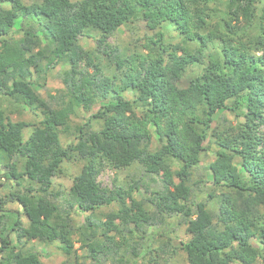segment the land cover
<instances>
[{
    "label": "trees",
    "instance_id": "trees-1",
    "mask_svg": "<svg viewBox=\"0 0 264 264\" xmlns=\"http://www.w3.org/2000/svg\"><path fill=\"white\" fill-rule=\"evenodd\" d=\"M139 22L151 33L142 45L126 54L109 44L116 29ZM165 27L180 41L170 42ZM88 32L97 35L94 49L81 44ZM59 65L67 68L65 90L60 100H46L33 88L35 77L46 79ZM200 65L187 87L176 84ZM0 97L41 117L14 121L0 108L4 180L30 182L14 195L28 226L0 198V225L11 220L0 264H43L27 248L32 241L58 244L74 264L101 256L137 264L154 251L182 253L186 264H264V0H0ZM79 110L92 116L76 127L77 143L62 148L60 133L73 134ZM225 110L243 120L219 122ZM155 136L161 146L153 151ZM211 141L219 149L207 166L213 210L193 200L194 172ZM74 157L84 166L58 205L51 197L62 192L52 194V178ZM134 165L160 177L162 189L150 192L140 181L108 189L98 181L106 167ZM113 205L104 226L94 220ZM79 212L90 213L83 226L74 223ZM179 221L185 240L172 231Z\"/></svg>",
    "mask_w": 264,
    "mask_h": 264
},
{
    "label": "rangeland",
    "instance_id": "rangeland-1",
    "mask_svg": "<svg viewBox=\"0 0 264 264\" xmlns=\"http://www.w3.org/2000/svg\"><path fill=\"white\" fill-rule=\"evenodd\" d=\"M73 2H77L79 0H71ZM22 21H18V25L21 26ZM163 30L168 32L169 41L176 43L180 41V37L173 31L172 27H165ZM151 34L146 25L143 22H139L135 26H121L113 32L109 39V44L113 48H117L122 53L129 54L134 49L135 46H140L144 43V38ZM97 35L92 32H88L87 36L81 38V44L86 49H94L97 47ZM214 54L215 48L210 47L208 50V54ZM108 58H105L104 64H107ZM66 67L63 65L57 66L54 70L48 73L46 79L41 78L38 80L37 76L35 77L36 81L33 84L34 90L44 99L50 100V96H56L59 100V94L65 90V84L63 82L64 72L66 71ZM202 66H193L191 67L186 74L180 77L177 80L176 84L180 88L187 87L193 80H195L201 73ZM0 108L4 110L14 121H24L29 124H38L41 120L39 115H36L31 110H29L26 106H20L16 104L11 99H6L0 97ZM92 113L79 110L77 115L72 119V135H68L66 133H60L59 144L62 148H67L75 143H77V132H75L76 127H82L86 125L91 118ZM227 120L229 123L236 124L239 120H243L239 118L235 113L230 111H223L220 113L219 122H223ZM96 128L98 126L96 125ZM32 127L27 128L25 131V139H27L32 131ZM161 146L158 138L155 136L153 139L152 150L156 151ZM209 151L203 157L202 163L200 167L195 169V175L193 178V188H194V201H204L208 204L210 209H214L213 202L208 201V195L214 190L210 180V172L207 171V166L210 162L216 159L217 153L219 151L218 147L211 141L208 145ZM239 162V159H236ZM19 168L22 170V164L19 163ZM84 166V161L80 160L78 157H74L71 160H65L63 164H61L60 171L56 173L52 180L54 183L52 194L62 192L61 197L57 198L51 197L53 201L61 205L63 204L64 199L68 197L69 191L73 185V179L80 173L82 167ZM174 167V169H176ZM7 170L4 167V161L0 160V198H2L3 209L6 211H13L21 214V219L25 226H28V220L24 215V211L22 206L18 201H16L15 193L18 191H24L25 187H28L30 182L25 181V183L21 186H17L14 181L4 180V176ZM99 183L104 188L112 189L115 185L123 186L125 188H129L131 185H134L135 182H142L144 185L146 184L150 192L159 191L162 189V182L160 177L156 176H148L145 174L144 170L138 166L134 165L127 169L115 170L110 167L104 168L102 173L98 177ZM38 184L33 183V186L37 188ZM144 189L146 186H143L142 191H138L137 197H142L144 195ZM149 192V193H150ZM117 211V206H109L102 207L97 210L94 214V220L99 221L104 224L106 223V216L111 213ZM1 215V214H0ZM90 213L79 212L74 215V223L83 226L87 223V219ZM0 225V245L2 244L8 230V225L10 223V215L3 218ZM98 222V223H99ZM99 223V224H100ZM174 237L178 240L187 239L186 235V225L183 221H179L176 226L173 228ZM102 230L99 231L101 234ZM11 241L13 243H17L18 239L15 233H10ZM75 240L78 241V237H74ZM129 238V236H128ZM146 240V239H145ZM168 243L173 244L171 240H167ZM141 242V241H140ZM142 245L145 241L141 242ZM145 245V244H144ZM159 247V243H155L153 245V249H157ZM27 248H32L35 252H37L41 256V260L43 264H74V258L68 257L63 254L58 247V244H46L40 241H32L28 244ZM77 249H79V254L83 255L85 258L89 256L88 250H80V244H77ZM124 252V251H122ZM156 253L149 254L142 262H138L137 264H153L154 258L157 261V264H186V259L184 254L180 253L178 256L171 257L168 255H160L158 251H154ZM130 255H127V257ZM141 256H144V252L141 253ZM156 256V257H155ZM86 264H113L111 260L106 256L97 257L96 260L91 258L85 259ZM133 264V263H132Z\"/></svg>",
    "mask_w": 264,
    "mask_h": 264
}]
</instances>
